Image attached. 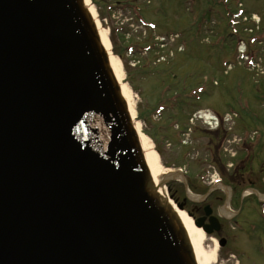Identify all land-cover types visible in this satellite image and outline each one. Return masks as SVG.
<instances>
[{"label":"water","instance_id":"1","mask_svg":"<svg viewBox=\"0 0 264 264\" xmlns=\"http://www.w3.org/2000/svg\"><path fill=\"white\" fill-rule=\"evenodd\" d=\"M68 46L77 47L76 65L85 63L92 79L91 96L78 102L88 134L86 139L79 134L73 145L87 162L90 145L94 163L100 164L97 172L68 147L71 107L53 116L35 100L36 71L52 78L60 67H70ZM68 76L77 78L70 71ZM82 90L72 89L71 97L78 99ZM46 99L57 108L58 98ZM4 107L8 112L1 111ZM109 121L121 144L107 148V139L98 136L104 133L100 124L107 127ZM4 137L16 147L0 153V264H197L181 222L156 196L83 0H0V141ZM23 140L28 142L19 146ZM114 173L121 175L116 179ZM95 188L111 203H83ZM116 194L128 199L119 204ZM205 220L195 226L208 235L220 230L216 219L209 226Z\"/></svg>","mask_w":264,"mask_h":264},{"label":"rangeland","instance_id":"2","mask_svg":"<svg viewBox=\"0 0 264 264\" xmlns=\"http://www.w3.org/2000/svg\"><path fill=\"white\" fill-rule=\"evenodd\" d=\"M241 3L246 18L241 20L242 26L236 28L239 32L236 34L231 31L230 19L226 17L223 6L232 8L231 12L235 14ZM90 4L95 9L103 29L107 32L110 29L111 53L121 61L123 81L132 95L131 103L135 110L136 122L141 132L152 143L164 172H175L181 169L192 178L190 182L194 190L189 191L184 186V182L177 177L168 179L164 184L165 193L169 199L177 200L178 204H184L185 212L197 215V208L202 207L198 204L199 199L202 193L208 191L211 183V181L207 182V186L206 182H201L198 177L203 175L205 169L220 176L221 174L228 176L220 167L218 152H215L217 160L214 163L208 157L209 149H205L209 147L208 143L206 144L205 135H208V141L211 137L214 139L215 143L210 147L216 150L221 133L219 136L217 133L202 132L203 127L193 123L191 127L193 130L187 135L190 144L182 147L174 137H172L173 141L163 140L164 136L169 135V130L166 128L168 118L174 120L175 116L178 119L182 112H185L187 117H181V124H190L188 119L194 111H215L223 114L230 108L239 109L236 105L243 100H248L251 113L255 110L258 113L257 117L252 120L250 113H244L247 110L241 111L237 123L234 124L231 120L223 129L232 130L230 135L234 134L237 141L243 130L261 131L263 138L261 144L256 147L253 166L257 160L262 161L264 157V0H130L129 3L120 5H117L115 0H90ZM137 6L143 18L147 22L155 23L158 27L156 33L142 29L137 26L136 21L132 20L131 16ZM109 8L112 9L111 12H108ZM255 15L260 18V24L253 23ZM122 27H124L123 32L116 31ZM160 35L165 39L164 49L143 55L136 54L134 46H150L154 40L158 43L160 38L157 40V37ZM249 37L258 38L259 43L248 44ZM237 41H244L247 44L251 51H248V55L253 59L255 70L247 66L246 60L239 61ZM181 44L185 45L184 53L181 52ZM127 47L134 48L133 55L128 53ZM175 56L178 57L177 60L174 59ZM160 57H164L162 64L158 63ZM145 63L150 66L141 69L140 67ZM135 64L137 68L132 69ZM169 67L178 75L176 81H173L172 74L166 77L157 75L159 69L168 71ZM163 81L164 83L159 86ZM183 84L186 87L182 86ZM168 85L180 86L178 89L180 88L182 94L183 88L190 90L195 86L203 87L200 96L190 102L189 107L193 111L179 103L177 110L169 111L166 107L163 116L155 112L161 100L162 87L166 88ZM164 95L171 97L170 92ZM182 99L186 100L184 97ZM234 142V139L228 142L227 152L224 155H233ZM220 150L221 155L224 150ZM211 188L208 194L212 193ZM254 203L257 214L258 204L255 199ZM250 206L254 207L253 200L247 201L243 216L236 219L240 223L239 227L232 228L228 221L223 220L222 229L208 237L209 240L206 243L208 251L214 250V240L217 242L220 239L227 240L224 248L219 247L216 264H264V223L256 222V217L248 209ZM262 215L264 216V213ZM249 222L254 223L255 226L249 229L241 227Z\"/></svg>","mask_w":264,"mask_h":264},{"label":"bare ground","instance_id":"3","mask_svg":"<svg viewBox=\"0 0 264 264\" xmlns=\"http://www.w3.org/2000/svg\"><path fill=\"white\" fill-rule=\"evenodd\" d=\"M85 6L89 9L91 16L95 21L96 28L99 33V38L101 39L102 45L108 53L109 56V64L113 71V74L121 87V94L123 99L127 103V107L129 113L131 115V121L135 124V130L137 132L140 147L144 156L145 164L149 168L152 178V186L156 193V196L160 202L161 207H169L172 210V213L178 218L181 222L182 227L187 231V238L189 240L191 249L193 251V255L195 256V263L197 264H216L217 263V252L219 251L218 242H215L214 250L208 251L206 248V243L209 240L207 235L203 232V230L197 228L194 224L193 219L188 216V214L181 210L176 203L172 199H169L167 194L165 193V182L166 179L163 177L166 174L160 164V159L158 154L153 149L152 143L148 140L146 135L141 132L140 126L136 122L135 119V110L132 107L131 99L132 95L130 89L123 81V69L121 65V61L116 58L111 53V43L109 41V34L106 30L103 29L101 22L97 18V13L95 9L90 4V0H84ZM255 20L258 22L259 18L255 15ZM157 30V29H156ZM171 172V171H168Z\"/></svg>","mask_w":264,"mask_h":264},{"label":"flooded vegetation","instance_id":"4","mask_svg":"<svg viewBox=\"0 0 264 264\" xmlns=\"http://www.w3.org/2000/svg\"><path fill=\"white\" fill-rule=\"evenodd\" d=\"M202 132H206V130H202ZM205 136H206V144L208 143L209 146V147L204 146L205 149L206 150L214 149V147H210V145L213 146L212 144L215 143L214 139L211 137L210 140L208 141V135ZM219 162L223 172H225V174L228 175V176H223L221 174V178L223 180V185L225 187L230 186L231 188L232 191L231 199L229 200L228 194L224 189H219V190L217 189L204 201L202 207L197 208L196 211L197 215H194L196 219H198L202 215L203 208L206 205L210 206L213 210H216L217 214H221L222 210L227 208L226 205L228 200H229V206L231 208H234L236 206V201H237V191L241 187H243L244 189H247L248 187H252L264 194V181H263L264 162H262L257 168V172L260 175L253 173L251 166L246 165V163L239 155H237L234 159H231L227 155H223V157L219 160ZM241 165L245 167H242V169H240ZM207 192L205 194H207Z\"/></svg>","mask_w":264,"mask_h":264}]
</instances>
